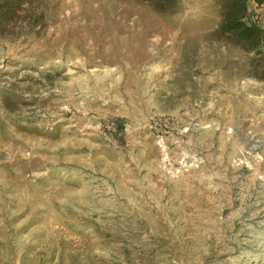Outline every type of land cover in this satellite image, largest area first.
<instances>
[{"label":"rangeland","instance_id":"rangeland-1","mask_svg":"<svg viewBox=\"0 0 264 264\" xmlns=\"http://www.w3.org/2000/svg\"><path fill=\"white\" fill-rule=\"evenodd\" d=\"M0 264H264V5L0 0Z\"/></svg>","mask_w":264,"mask_h":264},{"label":"trees","instance_id":"trees-1","mask_svg":"<svg viewBox=\"0 0 264 264\" xmlns=\"http://www.w3.org/2000/svg\"><path fill=\"white\" fill-rule=\"evenodd\" d=\"M257 4L264 5V0H255ZM239 25H242L241 23ZM245 25V24H244Z\"/></svg>","mask_w":264,"mask_h":264},{"label":"crops","instance_id":"crops-1","mask_svg":"<svg viewBox=\"0 0 264 264\" xmlns=\"http://www.w3.org/2000/svg\"><path fill=\"white\" fill-rule=\"evenodd\" d=\"M254 2H255V0H254Z\"/></svg>","mask_w":264,"mask_h":264}]
</instances>
